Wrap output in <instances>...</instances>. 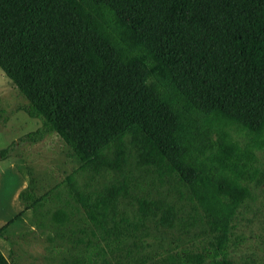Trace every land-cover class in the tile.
<instances>
[{
	"label": "trees",
	"instance_id": "16d2710c",
	"mask_svg": "<svg viewBox=\"0 0 264 264\" xmlns=\"http://www.w3.org/2000/svg\"><path fill=\"white\" fill-rule=\"evenodd\" d=\"M0 70L41 122L25 138L76 162L51 221L86 226L60 264H237L264 186V0H0Z\"/></svg>",
	"mask_w": 264,
	"mask_h": 264
},
{
	"label": "rangeland",
	"instance_id": "374dc122",
	"mask_svg": "<svg viewBox=\"0 0 264 264\" xmlns=\"http://www.w3.org/2000/svg\"><path fill=\"white\" fill-rule=\"evenodd\" d=\"M26 104L0 70V151L8 149L7 155L0 157V229L5 226L0 231V252L10 264H60L82 249L74 241L81 238L79 230L86 226L76 211L63 226L51 221L66 199L60 184L76 168V162L54 134L37 142L25 138L41 128L39 120L22 111ZM257 156L263 161L264 152ZM23 192L25 201L20 198ZM254 194L256 200L249 203L245 220L238 226L246 239L235 253L230 251L237 264H249L251 258L264 264V186L254 189ZM69 209L74 210H65L71 212Z\"/></svg>",
	"mask_w": 264,
	"mask_h": 264
}]
</instances>
